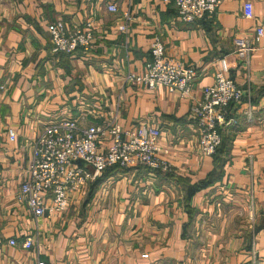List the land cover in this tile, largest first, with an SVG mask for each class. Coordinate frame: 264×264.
I'll list each match as a JSON object with an SVG mask.
<instances>
[{
	"label": "crops",
	"instance_id": "0c3cea01",
	"mask_svg": "<svg viewBox=\"0 0 264 264\" xmlns=\"http://www.w3.org/2000/svg\"><path fill=\"white\" fill-rule=\"evenodd\" d=\"M247 1L251 19L242 13ZM57 20L65 29L90 24L92 48L52 55L47 29ZM260 24L264 0H220L211 17L192 24L162 0H0V264H264ZM155 37L167 58L194 69L189 97L126 80L143 71ZM236 38L253 47L246 61L234 53ZM221 61L224 77L244 95L226 112L217 154L206 158L189 108ZM62 118L159 129V157L170 171L109 168L68 194L64 211L33 217L18 199L30 147ZM26 237L34 241L30 250L20 246Z\"/></svg>",
	"mask_w": 264,
	"mask_h": 264
},
{
	"label": "built area",
	"instance_id": "2783aa9c",
	"mask_svg": "<svg viewBox=\"0 0 264 264\" xmlns=\"http://www.w3.org/2000/svg\"><path fill=\"white\" fill-rule=\"evenodd\" d=\"M171 3L176 16L182 23L192 24L211 17L220 0H162ZM107 11L116 13L113 5ZM243 17H253V7L247 1L242 7ZM124 18L129 21V15ZM125 26H120L123 31ZM47 34L52 55H73L81 51L87 53L93 45L94 37L90 24L73 29H65L60 20L48 26ZM255 36L264 42V24L255 28ZM235 55L246 61L253 51L249 39L236 38L233 41ZM149 60L143 71L129 74L126 80L141 85L148 90L165 88L170 93L187 98L196 81L194 69L181 62L169 59L164 54L162 41L155 37L149 49ZM222 70L214 76L211 85H205L200 97L189 108L198 135V146L203 157H214L221 146V129L226 125V112L233 104H238L243 91L231 80L224 77ZM250 112L247 120L251 121ZM15 133L8 132V139L15 140ZM161 132L156 128H141L137 132L123 129L114 120L100 124L85 125L82 118H62L50 121L31 144L26 168V178L19 186L18 199L25 203L33 217L57 214L67 207V195L85 189L101 177L109 168L124 170L145 168L150 171L169 172L168 161L159 157ZM165 154L167 150L163 151ZM50 205L46 206V201ZM9 245L15 246L14 240ZM22 249L34 246L32 237L21 243ZM37 264H45L38 262Z\"/></svg>",
	"mask_w": 264,
	"mask_h": 264
},
{
	"label": "trees",
	"instance_id": "16d2710c",
	"mask_svg": "<svg viewBox=\"0 0 264 264\" xmlns=\"http://www.w3.org/2000/svg\"><path fill=\"white\" fill-rule=\"evenodd\" d=\"M115 167H116V166H115ZM115 167H114V168H115ZM112 168H113V167H112ZM117 168H118V167H117Z\"/></svg>",
	"mask_w": 264,
	"mask_h": 264
}]
</instances>
